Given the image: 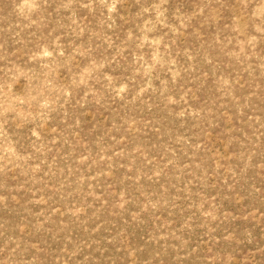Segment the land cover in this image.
Returning a JSON list of instances; mask_svg holds the SVG:
<instances>
[{"label":"rangeland","instance_id":"374dc122","mask_svg":"<svg viewBox=\"0 0 264 264\" xmlns=\"http://www.w3.org/2000/svg\"><path fill=\"white\" fill-rule=\"evenodd\" d=\"M0 264H264V0H0Z\"/></svg>","mask_w":264,"mask_h":264}]
</instances>
